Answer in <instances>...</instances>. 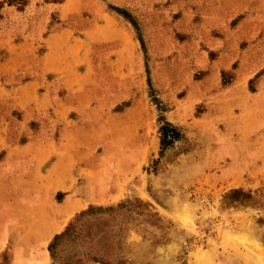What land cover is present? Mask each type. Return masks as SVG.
<instances>
[{
    "label": "rangeland",
    "instance_id": "rangeland-1",
    "mask_svg": "<svg viewBox=\"0 0 264 264\" xmlns=\"http://www.w3.org/2000/svg\"><path fill=\"white\" fill-rule=\"evenodd\" d=\"M44 2L60 4L48 23L38 13ZM52 28L62 31L56 48L75 50L74 60L90 58L89 48L112 60V76L128 70L122 82L90 83L85 118L81 107L71 116L88 122L77 141L92 156L75 164L74 181L94 203L58 226L50 264H264V173L255 172L264 127L258 112L243 110L260 105L264 65L245 89L235 83L233 98H213L239 68L208 61L219 58L220 41L264 58V0H0L6 36L39 44ZM160 119L181 134L163 151ZM2 174L0 200L35 204L29 218L50 219L58 213L50 205L68 194L45 200L29 189L52 180ZM111 184L119 195L108 204Z\"/></svg>",
    "mask_w": 264,
    "mask_h": 264
},
{
    "label": "crops",
    "instance_id": "crops-1",
    "mask_svg": "<svg viewBox=\"0 0 264 264\" xmlns=\"http://www.w3.org/2000/svg\"><path fill=\"white\" fill-rule=\"evenodd\" d=\"M59 5L44 2L38 7L45 23ZM61 32V29L52 28L42 38L44 42L38 44L32 36L21 35L16 41L18 36L14 35L13 39L0 30V171L4 173L1 177L52 180L47 188L44 183V186L29 189L28 193L42 194L45 200L48 194L68 193L61 201L50 205L58 213L48 214V220L40 215L29 218L28 211L34 210L35 204L10 202L8 198L0 200V264H3L1 257L5 251L9 253L6 264H50L47 244L59 232L58 226L89 203H94L90 200L92 192L88 191L84 198L74 181L78 179L75 164L87 163L92 156L88 144L80 145L77 141V131L86 132L88 122L78 123L71 116L81 107L82 118H85L83 115L87 110L83 108L87 106L88 93L94 88L90 83L122 82L123 72L128 69L127 64L122 65L121 73L112 76V60L107 56H94L91 54L94 50L91 52L89 48L90 58L74 60L75 50L62 51L53 43ZM31 33L35 35V32ZM226 45V42H218L215 47L222 50L219 58L208 61L217 63L219 70L233 66L239 69L231 83L211 91L213 98H233L235 83L241 82L245 89L254 68L264 65V58H250L234 49L229 52ZM261 79L259 90L255 92L261 97L260 105L250 104L243 110L258 112L260 125L264 127V76ZM80 99L84 101L76 104ZM258 163L255 160L252 168L255 169ZM257 167L255 172L264 173V161ZM116 189L114 184L108 187V204L118 199Z\"/></svg>",
    "mask_w": 264,
    "mask_h": 264
},
{
    "label": "trees",
    "instance_id": "trees-1",
    "mask_svg": "<svg viewBox=\"0 0 264 264\" xmlns=\"http://www.w3.org/2000/svg\"><path fill=\"white\" fill-rule=\"evenodd\" d=\"M160 122L162 123V125L159 127L160 148L161 151H163L165 148L178 141L181 137V134L178 128L169 122H165L162 119H160Z\"/></svg>",
    "mask_w": 264,
    "mask_h": 264
},
{
    "label": "bare ground",
    "instance_id": "bare-ground-1",
    "mask_svg": "<svg viewBox=\"0 0 264 264\" xmlns=\"http://www.w3.org/2000/svg\"><path fill=\"white\" fill-rule=\"evenodd\" d=\"M257 248L259 249L260 247H257ZM261 251H262V250H261ZM261 251H260V252H261ZM262 252H263V251H262ZM260 254H264V253H260ZM261 256H262V255H261Z\"/></svg>",
    "mask_w": 264,
    "mask_h": 264
}]
</instances>
